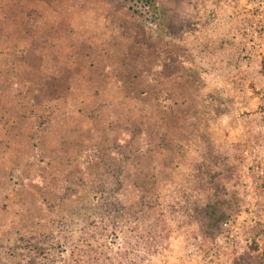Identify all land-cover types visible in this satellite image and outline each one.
<instances>
[{"label": "rangeland", "instance_id": "obj_1", "mask_svg": "<svg viewBox=\"0 0 264 264\" xmlns=\"http://www.w3.org/2000/svg\"><path fill=\"white\" fill-rule=\"evenodd\" d=\"M139 1L0 0V264H264V0Z\"/></svg>", "mask_w": 264, "mask_h": 264}, {"label": "trees", "instance_id": "obj_2", "mask_svg": "<svg viewBox=\"0 0 264 264\" xmlns=\"http://www.w3.org/2000/svg\"><path fill=\"white\" fill-rule=\"evenodd\" d=\"M139 3L143 4L147 9H152L156 13L158 12V0H140Z\"/></svg>", "mask_w": 264, "mask_h": 264}]
</instances>
